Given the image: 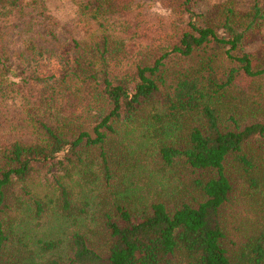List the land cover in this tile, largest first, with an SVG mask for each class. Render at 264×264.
Segmentation results:
<instances>
[{
    "label": "trees",
    "instance_id": "obj_1",
    "mask_svg": "<svg viewBox=\"0 0 264 264\" xmlns=\"http://www.w3.org/2000/svg\"><path fill=\"white\" fill-rule=\"evenodd\" d=\"M21 1L0 0V16ZM185 6L179 41L124 78L107 63L124 44L101 22L103 45L78 44L62 76L26 79L25 55L0 53L3 102L29 80L48 109L59 89L67 102L57 125L38 121L40 142L0 148V264H264V63L245 48L264 7L214 27Z\"/></svg>",
    "mask_w": 264,
    "mask_h": 264
},
{
    "label": "rangeland",
    "instance_id": "obj_2",
    "mask_svg": "<svg viewBox=\"0 0 264 264\" xmlns=\"http://www.w3.org/2000/svg\"><path fill=\"white\" fill-rule=\"evenodd\" d=\"M84 1L90 8L89 15L85 16L70 0H38L37 3L22 0L13 15L0 16V35L5 34L0 53H9L15 64H19V54L23 53L24 64L20 72L25 70L26 79V76H38L37 67L40 73L46 71V76L53 73L62 76L67 70L68 59L79 50L78 44L86 42L91 51L97 44L103 45L101 22L111 36L124 44L122 55H107L110 76L124 78L129 75L132 63L154 61L189 29L186 0ZM255 3L264 7V0H193L191 8L217 27L227 10L245 13ZM95 13L98 20L90 18ZM36 36L37 45L32 50L30 44L34 43L32 38ZM97 36L99 38L95 40ZM56 41L62 43L59 49ZM245 48L257 63H264V27L247 34ZM249 81L245 75L237 80L243 88L249 85ZM47 94L43 85L29 80L21 84L16 100L3 102L0 97V148L17 141L25 144L40 142L39 120L57 125L67 108L66 92L58 90L59 98L53 110L48 109ZM70 106L68 103V108Z\"/></svg>",
    "mask_w": 264,
    "mask_h": 264
}]
</instances>
